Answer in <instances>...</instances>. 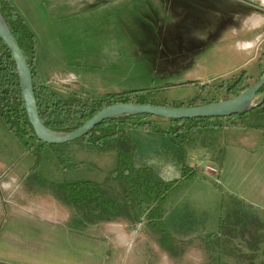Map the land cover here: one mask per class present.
<instances>
[{
  "label": "rangeland",
  "instance_id": "obj_1",
  "mask_svg": "<svg viewBox=\"0 0 264 264\" xmlns=\"http://www.w3.org/2000/svg\"><path fill=\"white\" fill-rule=\"evenodd\" d=\"M112 1L107 8L96 13L80 10L74 17L62 14L60 20L46 15L42 7L29 8L25 17L19 12L36 36L39 63L48 64V57L43 53L54 46L51 62H55L50 63L53 68L86 76L71 81L44 77L43 83L62 99L73 98L92 108L110 104L112 94L145 90L143 98L147 103L172 106L189 105L196 99L207 103L225 101L235 93H230L228 88L243 72L201 84L198 83L201 69L196 70L199 64L221 55L219 49L210 44V39L214 37L219 43L220 34L225 37L231 32L236 24L237 9L241 7L236 0H140V6L136 4L138 0H126L129 4H124L123 9L119 2L112 4ZM245 1L252 4H247V12L250 10L254 21L252 25H246L254 26V34L264 37V0ZM149 7L153 13L146 16L144 13ZM143 24L148 27L144 32ZM125 25L135 34L140 28L142 35L150 32L153 37L149 42L123 38ZM28 59L32 62L29 51ZM247 78L246 88L259 81ZM150 120L163 128L170 126L169 120L157 117ZM55 123L69 127L71 119H58ZM220 124L224 130L232 123L223 120ZM130 134L137 133L130 131ZM16 138L12 140L0 135V157L4 156L8 163L7 179L16 183V188L9 194L0 190V264H49L55 260L59 264H264V221L258 217L259 211L247 206L251 219L238 221V215H232L237 202L225 199L223 195L220 200L210 191L200 195L198 186L190 193L193 197L195 195L193 200L200 212L196 208L194 213L190 211L199 225L186 235L173 232L169 247L162 245L163 234L150 225L144 212L140 221L124 219L128 222L125 235L129 237L124 249L114 250L108 237L106 241L100 240V231V236L92 234L91 238L89 230L83 238H78L52 229L42 232L31 228L23 233L16 232L14 239L23 242L19 247L11 248L4 237L11 226L10 217L4 211L5 202H48L60 197L59 184L83 180L107 182L117 161L115 151L102 152L72 143L55 148L43 147L38 164L36 154L40 143L25 136ZM210 158L211 155H202L191 160L197 174L204 176L219 172V164H216L217 168L212 166ZM60 161L76 167L63 170ZM214 185L217 186L216 181ZM106 189L111 198L121 199L122 188L116 182L108 181ZM32 208L35 212V204ZM171 213L165 218L169 227ZM229 216L230 224H239L234 227V233L228 231L230 225L226 220ZM35 224L29 223L31 226ZM243 225L246 227L244 231ZM252 237L260 238L257 251L250 246Z\"/></svg>",
  "mask_w": 264,
  "mask_h": 264
},
{
  "label": "trees",
  "instance_id": "obj_2",
  "mask_svg": "<svg viewBox=\"0 0 264 264\" xmlns=\"http://www.w3.org/2000/svg\"><path fill=\"white\" fill-rule=\"evenodd\" d=\"M0 12L7 21L16 41L28 58V51L36 53V36L28 27L25 19L18 12L11 0H0ZM29 61V59H28ZM35 95L39 113L46 126L55 132H72L90 121L100 111L112 104L132 103L146 104L143 98L145 90H131L122 94H112L110 104L99 107L81 105L76 99H62L58 93L47 87L31 61H29ZM264 71L262 72V76ZM261 76V77H262ZM248 80L247 73L235 81L228 91L235 92L227 100L233 99L242 93ZM264 87L259 92L261 95ZM216 102H202L194 100L189 105H172L170 107H195ZM17 104V105H16ZM151 104H155L152 103ZM18 107H22L19 109ZM264 113V104L254 110L234 115L228 118H202L192 120H169L170 126L163 128L157 122L150 120V115L123 116L102 122L89 134L73 142L84 148L102 152L115 151L117 161L115 169L108 175V181H114L122 188L121 199L111 198L107 193V182L98 183L91 180L75 181L58 185V195L77 210L73 226L83 227L100 222H109L118 218H127L132 222L140 221L141 215L148 218L150 225L163 234L162 245L169 247L172 233L186 235L198 227L199 222L189 211H174L171 213V225H167L168 202L176 189L187 179L194 177L197 171L185 165L180 179L167 182L163 180L151 167H138L135 162L137 145L129 136L130 130L153 132L169 136L183 150L204 147L215 156L216 162L221 165L225 155V146L220 145V131L223 126L220 121L226 120L233 126L244 124L245 119L255 114ZM0 118L16 136H25L35 143H40L36 154L38 164L41 162L43 147L55 148L59 145H48L40 142L29 121L25 102L22 97L19 74L14 57L7 45L0 38ZM70 118L67 124H56L58 119ZM72 144V143H69ZM63 170L73 169L76 165L59 162ZM233 207V216L238 215V221L251 219L249 206L244 202H237ZM247 206L249 208H247ZM248 210V211H247ZM231 216V218H233ZM228 231L234 233V227L239 224H230ZM254 220V219H253ZM255 221V220H254ZM259 223V222H258ZM241 224V223H240ZM243 225L242 229L245 230ZM228 237V236H227ZM229 237H232L229 235ZM259 237H252L250 246L253 251L260 249Z\"/></svg>",
  "mask_w": 264,
  "mask_h": 264
},
{
  "label": "crops",
  "instance_id": "obj_3",
  "mask_svg": "<svg viewBox=\"0 0 264 264\" xmlns=\"http://www.w3.org/2000/svg\"><path fill=\"white\" fill-rule=\"evenodd\" d=\"M11 1L18 12L24 17L28 13L29 8L42 7V9L45 10V14L53 16L55 20H60L62 14L74 17L80 13V10L88 9L92 13H96L110 5V0L103 2L99 0ZM236 1L241 5V7L237 9L238 11L235 17L237 19L235 22L236 24L232 27L233 29L231 28V32L227 34L228 36L226 35L224 37V35L222 36L220 34L221 41H219V43L215 41L214 37H211L210 44H214V46L219 49L218 53H221V55L210 62L206 61L198 65L199 68H197L196 71L201 69L202 72L199 76L198 83L203 84L222 79L228 75H235L239 72H246L250 80H259L262 76V70L264 69V37L254 34V26L246 25L248 23H251V25L254 23L250 10L247 12V9H249L247 4L249 6H252V4L245 0ZM118 2L122 9L125 5L129 4L126 0H113L112 4ZM136 4L140 6L141 1L138 0ZM242 7H244L245 10H243ZM242 10L246 14L242 12ZM135 12H137L136 9ZM152 13L149 7L144 14L150 16ZM255 24H257V22H255ZM120 26H123V23H120ZM140 26H142V23L139 27ZM139 29H137V34H135L131 28L125 25V28H122L123 38L138 41L141 39L143 42H149L153 34L151 33L150 35V32L149 34L144 33V36ZM144 29L145 31L148 29L145 24H143V32ZM211 36H213V34ZM50 47L51 49H49V52L45 51L43 53V55L46 54L48 57V64L43 62L42 64L39 63V50L34 55L32 54V63L37 69L42 82L44 77L52 78L53 80L69 79L70 81L78 80V78L81 77L86 78V76H78L72 72H62L58 68H53L50 63L55 62L54 59V61L51 62V57L54 55L56 47ZM244 124L245 125H242V127L230 125L220 131L221 139L219 143L225 146V155L223 163L219 165V167L216 165L218 163L215 160V156H213L212 159L213 153L204 147L183 150L169 136L153 132L130 130L137 133L132 135L129 131V136L137 145L135 157L136 165L138 167L153 168L154 171L167 182L180 179L183 167L185 165L192 167L193 164L191 160L195 161L202 155H206L207 157L211 155L210 159L212 166L218 167L219 169L217 174H206L202 176L198 173L194 177L185 180L171 196L167 206L168 213L176 209H187L189 212H193L197 209L198 211L199 207H197L193 200L195 195L193 197L190 193L195 186H198L197 190L200 195L201 193L205 195L206 191H210L212 196H216L220 200L223 195L225 199L230 198L233 202H244L254 210H258V217L264 221V114L255 118L251 117L245 119ZM0 135L12 140L17 139L16 135L1 118ZM2 158L0 159V190L3 193H8L16 188V183L7 179L8 163L4 156ZM13 180L15 181V179ZM215 181L217 182V186L214 185ZM178 192H181V194H177ZM34 204L36 206V213L32 208ZM184 207H186V209H183ZM4 208L5 213L10 217L11 223L4 237L7 245L11 246V248H17L16 246L19 247L23 242V240L14 239V235H17L16 232L23 233L26 232V230L29 231V228L36 229L37 231L41 230L42 232H50L52 229V231L59 234L77 236L78 238H83L87 235L89 230V236L91 238L92 234L99 235L100 231V240L103 239L106 241L107 237L111 239V245L114 250H119L120 248L124 249L129 240V237L125 235L128 226V222L124 220L125 218H118L113 221L100 222L95 225H86L83 227L73 226L77 210L67 202H64L60 197L48 202L45 200L43 202H5ZM219 221L221 220L219 219ZM29 223L36 224L35 226H31ZM48 224H52V228L48 227ZM12 225H14V227H12ZM40 241L45 243L50 242V240L41 239ZM47 250L48 249H46L45 252L49 254ZM55 261L49 264H59L58 260Z\"/></svg>",
  "mask_w": 264,
  "mask_h": 264
},
{
  "label": "water",
  "instance_id": "obj_4",
  "mask_svg": "<svg viewBox=\"0 0 264 264\" xmlns=\"http://www.w3.org/2000/svg\"><path fill=\"white\" fill-rule=\"evenodd\" d=\"M0 38L10 49L17 66L22 97L33 130L40 142L48 145L73 143L94 130L102 122L123 117L150 115L165 120H192L202 118H228L248 113L264 104V75L254 85L246 88L233 99L195 107H170L157 104H112L100 111L90 121L72 132H55L43 122L34 90L33 74L24 51L12 34L7 21L0 12Z\"/></svg>",
  "mask_w": 264,
  "mask_h": 264
}]
</instances>
